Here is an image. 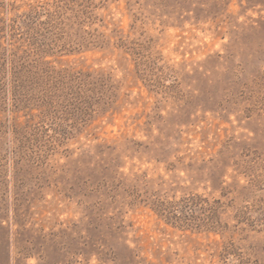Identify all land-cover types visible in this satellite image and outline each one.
Returning a JSON list of instances; mask_svg holds the SVG:
<instances>
[{"label":"rangeland","instance_id":"obj_1","mask_svg":"<svg viewBox=\"0 0 264 264\" xmlns=\"http://www.w3.org/2000/svg\"><path fill=\"white\" fill-rule=\"evenodd\" d=\"M0 264H264V0H0Z\"/></svg>","mask_w":264,"mask_h":264}]
</instances>
